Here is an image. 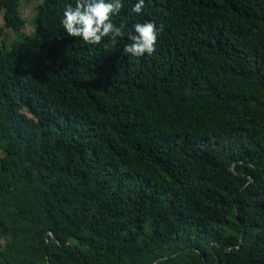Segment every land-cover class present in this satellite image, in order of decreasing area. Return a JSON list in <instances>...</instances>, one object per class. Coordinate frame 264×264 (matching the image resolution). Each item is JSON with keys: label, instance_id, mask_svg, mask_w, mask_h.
<instances>
[{"label": "trees", "instance_id": "16d2710c", "mask_svg": "<svg viewBox=\"0 0 264 264\" xmlns=\"http://www.w3.org/2000/svg\"><path fill=\"white\" fill-rule=\"evenodd\" d=\"M137 2L89 45L0 0V264H264V0Z\"/></svg>", "mask_w": 264, "mask_h": 264}, {"label": "clouds", "instance_id": "9594fccd", "mask_svg": "<svg viewBox=\"0 0 264 264\" xmlns=\"http://www.w3.org/2000/svg\"><path fill=\"white\" fill-rule=\"evenodd\" d=\"M145 0H138L132 11L140 14ZM123 7L122 0H76L75 6L65 7L61 25L68 37L81 38L89 45H99L106 37L116 44L117 38L124 35V24L116 26L112 17L119 14ZM135 34H130V43L123 51L133 57H143L155 52V45L163 25L159 29L154 22L136 23L133 25Z\"/></svg>", "mask_w": 264, "mask_h": 264}, {"label": "rangeland", "instance_id": "374dc122", "mask_svg": "<svg viewBox=\"0 0 264 264\" xmlns=\"http://www.w3.org/2000/svg\"><path fill=\"white\" fill-rule=\"evenodd\" d=\"M38 6H39L38 3H30V2L24 3L22 12L25 20L27 21V25L21 33H18V35L14 34V31H11L9 33L10 36H8L7 40L10 44L14 41L16 37L17 40L22 41L25 40L26 36L33 35V33L36 30L35 19L37 16ZM0 27H5V19L2 13H0ZM0 43H2L1 39H0Z\"/></svg>", "mask_w": 264, "mask_h": 264}]
</instances>
